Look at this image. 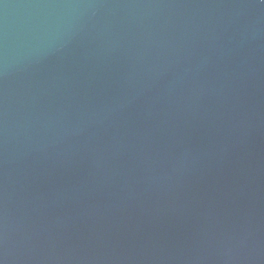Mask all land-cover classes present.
I'll return each instance as SVG.
<instances>
[{
	"label": "water",
	"instance_id": "95a60500",
	"mask_svg": "<svg viewBox=\"0 0 264 264\" xmlns=\"http://www.w3.org/2000/svg\"><path fill=\"white\" fill-rule=\"evenodd\" d=\"M0 264H264V0H0Z\"/></svg>",
	"mask_w": 264,
	"mask_h": 264
}]
</instances>
